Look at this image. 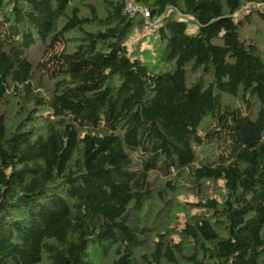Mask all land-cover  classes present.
<instances>
[{
  "label": "trees",
  "instance_id": "1",
  "mask_svg": "<svg viewBox=\"0 0 264 264\" xmlns=\"http://www.w3.org/2000/svg\"><path fill=\"white\" fill-rule=\"evenodd\" d=\"M126 2L0 0V264H264V0Z\"/></svg>",
  "mask_w": 264,
  "mask_h": 264
},
{
  "label": "rangeland",
  "instance_id": "2",
  "mask_svg": "<svg viewBox=\"0 0 264 264\" xmlns=\"http://www.w3.org/2000/svg\"><path fill=\"white\" fill-rule=\"evenodd\" d=\"M256 8H259L260 10L264 11V2H245L241 9L234 14V17H237L240 20H244V17L249 15L251 13V10H255ZM250 17H252V21L245 23L242 27V32L246 36H255L259 39L262 47L264 48V22L258 20L256 16L253 14ZM157 24V20L154 21V23L150 26H147L145 29L135 28L131 32V35H129L126 39V45L128 47V50L131 54H141L142 50H149L153 51L154 49V41L155 39H152V34L154 31V27ZM194 27L188 26V31L193 32ZM62 45V44H61ZM61 45H57L56 48H62ZM141 58H143V55H140ZM181 200L185 199L188 201L194 200V197L188 196V197H179Z\"/></svg>",
  "mask_w": 264,
  "mask_h": 264
},
{
  "label": "built area",
  "instance_id": "3",
  "mask_svg": "<svg viewBox=\"0 0 264 264\" xmlns=\"http://www.w3.org/2000/svg\"><path fill=\"white\" fill-rule=\"evenodd\" d=\"M125 9L127 12L133 13H141L143 17H148V10L141 8L139 5L135 4L133 0H127Z\"/></svg>",
  "mask_w": 264,
  "mask_h": 264
}]
</instances>
